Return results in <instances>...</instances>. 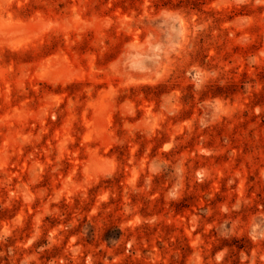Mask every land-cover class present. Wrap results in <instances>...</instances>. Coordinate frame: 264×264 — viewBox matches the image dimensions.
Segmentation results:
<instances>
[{
  "label": "rangeland",
  "instance_id": "374dc122",
  "mask_svg": "<svg viewBox=\"0 0 264 264\" xmlns=\"http://www.w3.org/2000/svg\"><path fill=\"white\" fill-rule=\"evenodd\" d=\"M0 264H264V0H0Z\"/></svg>",
  "mask_w": 264,
  "mask_h": 264
}]
</instances>
